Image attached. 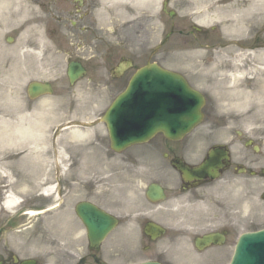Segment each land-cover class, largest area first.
<instances>
[{"label":"rangeland","instance_id":"1","mask_svg":"<svg viewBox=\"0 0 264 264\" xmlns=\"http://www.w3.org/2000/svg\"><path fill=\"white\" fill-rule=\"evenodd\" d=\"M19 1L0 0V29L3 30V36L0 35L3 37V39L0 38V64L3 63L2 60L4 62L8 60V64H10L12 62L10 59L18 56L21 57L20 47H22V40L19 38V20L22 17H18ZM35 1L27 0L26 2V25L32 24L33 17H36L35 14L29 16L30 7H28V5L33 7ZM192 1H171L170 9L179 12V19L176 20L179 29L189 27L193 23V17L190 15L195 5ZM156 2V0H151L150 2L152 5V17L150 23H148V29L145 27L141 31L137 28L135 31L131 32L130 30L122 33L119 31L114 32L116 24L112 23L113 21L110 23V15L117 16L119 10L124 9V5L106 2L103 13V16H105V25L102 26L103 30L91 37L92 41L96 38L94 43L83 50V57L85 59H95L90 62L91 75L77 83L74 87L69 86L66 78L67 61L70 56L68 50L66 48L60 50L47 45V40L44 39V32L40 28L41 25L38 24L40 27L36 25L38 26V30L32 32L31 40L34 41L36 35V38L40 39V41H36L41 43L42 51L41 54L34 55L36 59L40 56L37 60L41 63V70L39 75H36V79L51 82L56 90L51 97H45L35 102L27 101L25 87L29 82L33 81L32 76L29 74L19 76L17 66H12L10 69L9 65H3L5 70L0 72V120H8L9 118L18 120L20 117L22 121L26 119V121L29 120L30 122L33 120L43 122V127L55 126L58 124V121H60L61 125H65L67 124V120L99 121L113 99L117 97L116 95L123 88L124 82L112 80L109 73L118 60L121 57H128L133 60L136 67H140L149 59L151 61L160 59L162 61L161 64L183 74L193 85L197 81L204 82L202 79H206L208 76H210L208 79H211L212 87L206 90L207 99L209 100L206 121L212 123L213 126L211 127L207 123L203 131H197L186 140L187 144H195L197 148L196 151L187 154L186 159L188 161H197L204 156L212 144L227 142L235 137L237 133H242L245 138L244 140H253L254 144L260 147L261 151L258 154H254L251 149L247 151L243 142L235 139L233 155L240 158L248 156L257 162L258 165L264 166V81L259 78L250 80H247L245 77L239 79L238 77L228 78L224 76V78L220 77L219 74H226L227 71H212V69L208 70V68L203 71L204 76H201L199 72L201 71V66L197 61L193 45H181L178 43L176 45H168L165 48V55H157V46L162 36L169 32L172 21L165 18L162 26L158 18L159 9ZM182 4L186 8H182ZM29 28L31 27H27L28 30ZM7 36L15 37L14 45L6 44L4 37ZM178 39L180 38L176 34L172 37L171 42L175 43ZM47 52L49 53L44 56L43 54ZM106 55L108 58H106L105 64H100L97 57H105ZM227 63L225 62L223 65H228ZM234 66L238 67L239 70L243 69L240 65ZM46 72L49 74H46ZM234 72L238 73L235 70ZM212 74H214L213 77L211 76ZM24 108L31 111L26 112L27 110H24ZM61 115L62 117H60ZM225 126L227 129H224ZM31 127V125H27L29 131L24 128L20 131L0 129V163L6 159L4 155L7 144L11 143L9 139L16 137L23 138V133L30 132ZM53 131L54 129H39L35 132L39 134L38 138H45V144L47 143V137H52ZM89 132L92 133V135L89 134L92 137L87 138V136V141H81L76 138L69 139L72 140L70 150L73 154V161H69V163H72L74 173L78 175H81L83 172L87 175L90 174L91 182L88 187L91 193L93 191L97 192L99 182L101 185L103 184L101 187L102 189L104 188V191L101 190L102 199L99 200V203L103 208L105 207L112 211L116 210V213L122 218V222L125 223L123 228L128 227L127 234L125 230H122L115 238H111L107 245L103 246L98 253V258L101 261L107 262V264H136L141 261L158 258L162 259L166 264H180V258L183 257V254L184 256L186 255V246L188 241H190L189 238L199 234L197 232L194 233L193 228L198 230L202 228L197 225L199 222H196L194 218L197 217L200 220L206 218L211 220V222L222 220V223H226L228 222L226 212L229 210L234 212V215L238 214V217L244 218L246 223L257 226L254 228L250 227L251 230L264 227L262 224L264 207H259L256 204V202L259 203V200H261L263 181L259 179L245 181L249 187L248 197H245L243 193L244 182L239 179H236L234 182L233 179L235 177L230 173H226L222 181L202 187L198 192L191 191L185 194L182 199H175L178 196L177 191L172 188L171 181L165 177V174H163V171L159 167L160 165L154 163L155 161L160 162L161 159L165 162L164 154L162 158H160L161 154H158L153 157L150 155L149 157L151 158L149 160H144V157H146L145 150L149 149L146 147L141 148V151L135 149L134 151L128 150L124 153L116 154L110 149L109 137L103 125ZM200 132L217 134L215 136L212 135L208 141L204 140L209 137L208 135L199 141H195V137ZM63 134L66 138L70 137L68 132H64ZM94 134H96L95 137ZM34 137L37 136L34 135ZM26 161H21L22 165H26L24 166L26 169L45 170V166L38 163L39 161H43L40 154ZM2 165L0 181L7 179L11 183L15 181V178L18 179L17 175L11 176V173H8L7 163ZM38 166L40 167L39 169ZM1 174L7 176V178H2ZM37 180V177L32 179V181ZM151 183H159L168 191L166 195L167 202L153 208L143 200L145 190ZM183 201L186 203L185 205L182 203ZM193 201L197 202V205L189 206ZM246 201L249 203L247 206L245 205ZM221 207L226 212L222 211ZM198 208L199 211L197 210ZM234 209L238 211H234ZM151 210L153 214H150V219H155L170 228H184L185 226L188 230L193 231L191 234L187 232L180 235L183 238L185 237V239H179L178 235H173L175 232L170 234V238H173L177 243L174 244L175 250L167 248V245H169L167 241L159 243L158 247L160 249L164 250V247L166 248V252L164 251L166 255L160 253V251L157 252L154 246H151L149 251L144 250L142 246L145 244L142 245V241L140 243L136 241L135 220L132 217V213H145ZM164 211H170V215H162ZM222 212H224V215ZM128 213L131 215L127 216ZM241 227H245V225L242 224ZM184 241L185 244H182ZM146 245L148 244L146 243ZM184 245L185 250L183 248ZM114 246H120L123 250L122 253L132 249L131 251L134 254L131 257L113 254L111 250ZM212 260L213 258H209V256L205 259L208 264L212 263ZM188 262H193V260Z\"/></svg>","mask_w":264,"mask_h":264},{"label":"flooded vegetation","instance_id":"2","mask_svg":"<svg viewBox=\"0 0 264 264\" xmlns=\"http://www.w3.org/2000/svg\"><path fill=\"white\" fill-rule=\"evenodd\" d=\"M45 1L46 4L39 1L37 6L40 11L45 10L55 23L50 27V21L45 19L43 23L46 31H49V27L55 31L53 34H58L62 40L57 44L64 48H83L86 39L84 35L93 33L99 24L96 17L97 0ZM196 1L197 20L191 35L201 69L218 62H231L241 56L247 77H251L249 72L256 71L254 67H257V73L263 75L264 66L259 64L264 65V0ZM136 23L135 21L132 24ZM225 69L232 72L230 66ZM202 84L211 87L209 79H205ZM162 145L168 149L171 158H176L185 151L182 144L170 145L165 139ZM243 161L236 164L231 162L229 171L237 175L245 165L246 173L251 175L252 170L258 168L250 157H244ZM259 171L254 178L259 177V173L264 179V167H260ZM58 173L57 170L54 172L53 196L48 204L50 207L47 204L44 206L51 211L48 219L38 217L33 222L27 220L25 209L33 207L26 206L23 202L12 209L0 208V264H24L27 261L42 264L39 256L47 252L50 257L55 258V264H69L73 239L80 237L88 242L85 227L75 213L78 202L73 198L84 195L83 202H92L99 207L101 193H91L89 183L80 185L74 176L61 180L57 178ZM208 183L205 181L204 185ZM223 231L225 230H220ZM227 232L229 237L232 230L228 228ZM77 256L78 261L75 264H89V245H86L84 254ZM92 259L99 262L94 255Z\"/></svg>","mask_w":264,"mask_h":264},{"label":"water","instance_id":"3","mask_svg":"<svg viewBox=\"0 0 264 264\" xmlns=\"http://www.w3.org/2000/svg\"><path fill=\"white\" fill-rule=\"evenodd\" d=\"M70 79L75 80L72 71ZM47 89L39 85L32 87V91ZM202 105V97L179 75L165 72L156 65L147 66L134 76L126 93L118 97L104 118L109 127L111 148L122 151L132 144L148 141L158 132H163L167 138L179 139L201 121ZM209 170L207 164L193 172L203 176ZM153 189L158 192L155 198L151 196ZM148 197L159 200L161 189L153 186ZM88 222L94 246L105 240L113 227V220L102 213H92ZM263 258L264 231L241 239L232 264H262Z\"/></svg>","mask_w":264,"mask_h":264}]
</instances>
